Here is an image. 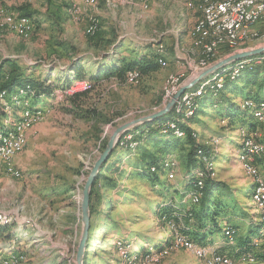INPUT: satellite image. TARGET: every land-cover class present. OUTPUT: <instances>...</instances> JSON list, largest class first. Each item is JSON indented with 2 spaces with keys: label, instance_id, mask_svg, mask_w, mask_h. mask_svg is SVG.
Listing matches in <instances>:
<instances>
[{
  "label": "rangeland",
  "instance_id": "1",
  "mask_svg": "<svg viewBox=\"0 0 264 264\" xmlns=\"http://www.w3.org/2000/svg\"><path fill=\"white\" fill-rule=\"evenodd\" d=\"M66 3L67 0L55 2L56 8L68 9ZM101 3L104 2L98 0L96 4L93 3L94 6L90 10L78 6L79 18L74 20L67 17L63 11L51 16L47 11L34 8L38 5L37 0H22L17 9L26 6L35 12L34 17H31L35 22V30L29 39L23 40L0 26V66L6 60H12L24 73L43 79V75L56 77L58 67H64L69 62L73 63L72 59H76L74 62L84 61L81 64L83 68L91 67L93 74L90 76L93 77L98 76L99 71L106 69L114 59H131L150 54L157 42H162L163 47H167L169 51L173 50L177 57L166 59V66L143 76L137 84H129L115 77L94 83L91 91L80 101L87 107L97 108L103 116L111 120L100 125L99 131L79 119L74 111L71 112L73 105L67 98L76 92L68 88L73 81L72 86L80 88L77 91H81L82 87L91 82L92 77L73 78L64 89H55L50 97L51 104L47 106H43L42 100L34 101L33 98H28L26 106L44 108V117L29 128L31 132L27 143L18 155L16 166L20 169L21 176L12 178L0 174V226L9 227L12 235L11 239H5V233L0 234L1 242L10 241L0 256L10 259L9 264H75L81 233L80 201L84 181L109 135L118 125L161 109L168 101L164 100L163 95L169 75L184 73V77L180 78L179 88L195 74L191 67L198 59L197 47L192 44L197 59L188 67L184 63L186 68L178 70L177 66L181 65V60H187L183 58H188L187 51L190 46L179 41L175 45V38L185 33L183 25H192L195 18L197 21L200 17L194 0V20L192 13L186 10L181 0H151L147 9H143L135 0H117L113 6L104 8L102 12ZM0 8L16 13L1 0ZM89 15L96 16L100 22L99 30L95 33L97 38L99 36L109 41L104 48L98 49L90 42L86 32ZM258 29L259 33L246 31L245 36H250L249 39L239 40L233 51L264 46V27L258 26ZM222 45L221 48H226ZM107 53L110 55L109 60H105ZM222 57L224 56L217 54V60ZM263 60L256 59L254 62ZM240 62L239 65L242 64ZM233 69H237V66L219 71L215 76V79H219L215 86L213 85L214 88L218 89L223 84L224 74L229 75L234 72ZM10 96L6 97L7 101H10ZM235 101L241 102L240 98H235ZM260 103L264 104V101L258 104ZM241 104L259 108L258 104L255 105L250 99L243 100ZM23 105L21 102L20 106ZM211 105L209 103L207 106V113L198 117L202 129L207 130L204 134L208 136L207 140L201 142V135H198L200 132H194L198 142L213 147L212 176L224 181L227 186V190L217 191L216 195L226 205L225 218L230 220L231 224H237L240 233L244 235L249 225L262 223V213L252 200L253 177L245 172L239 160L243 142L241 128L231 133L222 130L220 126L224 125L226 120H220L216 114L222 110L217 109L214 113L210 110ZM20 106L16 108V115L21 110ZM194 106L195 101L190 110ZM172 107L177 119H188L184 117L187 110H175V103ZM257 126L250 128L249 132L256 130ZM221 131L223 134L219 138L217 135ZM181 133L178 136L184 140L185 133ZM130 138V135H126L120 145H126ZM161 138L163 136H157V140H162ZM255 138L264 145V132H259ZM120 139L119 137L117 141ZM155 141H147V150L156 151L153 145ZM133 146L134 144L131 147ZM187 148L188 145L183 142L164 154L162 159H167L164 163L166 170L159 174V181L154 182L140 174L132 173L139 153L120 147L113 153L101 171L103 177L98 180L100 199L98 204L96 203V211L90 217L85 264H122L127 257H136L142 249L147 251L151 246L158 247L159 252L150 257L152 260L145 258L146 253L138 255L139 259L144 258L143 264H211L212 258L208 255L210 250L226 255L227 264H237L244 259L245 251L232 255L230 252L233 251L224 252L213 243L200 245L192 241L184 233L187 226L183 219H179L178 225L171 226L164 219L165 213L159 215V204L163 200H169L172 196V201L181 207L188 197L182 193ZM260 155H264V152ZM204 158L206 157L203 156L205 162ZM251 159L253 160L252 156ZM255 160L260 164H256V167L264 179V161L261 162L258 158ZM169 161L175 163L172 166L174 168L167 166ZM200 171L203 170L196 173V178ZM170 172L174 173L172 178H169ZM205 177H202L203 181ZM263 229L262 225L261 231ZM177 234L192 241V248L175 247L173 244L176 240H173ZM225 234H231L230 227L225 228ZM252 239V248L246 251L253 252L259 259L258 263L264 264V238L260 233L259 237L253 236ZM216 240L219 244L223 241L220 236ZM226 243L232 244L234 241L227 240ZM130 248L134 254L130 255ZM164 249L166 253H163Z\"/></svg>",
  "mask_w": 264,
  "mask_h": 264
},
{
  "label": "trees",
  "instance_id": "2",
  "mask_svg": "<svg viewBox=\"0 0 264 264\" xmlns=\"http://www.w3.org/2000/svg\"><path fill=\"white\" fill-rule=\"evenodd\" d=\"M53 1L56 3L61 2L57 0ZM17 14L21 16L34 17L35 12L26 6H22L18 9ZM259 27L262 28L263 25L259 24ZM98 30H96L94 33H89L87 30L86 32L89 34L88 36L92 45L99 49L106 47L109 41L99 38V36L97 38L95 33L98 32ZM259 30L260 29H257L258 33ZM161 44L162 42H157L154 51L141 57L135 56L131 59H124L120 57L110 64L106 69L99 71L98 76H90L92 75L91 72L84 70L80 65H76V62H74L71 66L74 67L72 70L74 69L75 79H84L90 76L94 81L91 80L90 83L81 88V91H76L68 95L67 98L73 105L71 112L74 111L73 113L76 114L79 119L90 124L94 130L99 131L100 125L106 124L111 120L103 116V114L100 113L97 108L83 105V101L80 100L85 97L89 91H91L94 83H99L102 80L111 79L112 77L126 82V74L131 70H137L140 73L141 78L150 72L157 71L158 68H161L157 62V59L164 56L165 53L164 47L157 49L158 45ZM232 52L234 51H231L227 48H221L218 50V56H226ZM260 56L264 57V52L262 54H257L250 58L244 59V62L241 65L238 63L243 60H239L227 67L218 70L217 72L224 69L227 70L229 67L237 66V69H233L235 72L233 78H231V73L229 75L226 73L224 74L223 84L219 86L218 89L214 87H207L204 89V92L202 91L200 95L195 97L193 115L185 121H181L179 118L177 119L174 108L172 107L170 111L162 115L160 118L151 122L139 124L135 127H131L126 130L124 134H121V139L126 135H130L131 138L130 140L126 141V145H120L117 141L116 146L111 151L107 160L104 162L98 174L96 175L90 190V217L96 211V205L100 199L99 188H97V185L99 184L98 180L103 177V173L101 171L106 166L108 159H110V157L119 147L120 149L123 148L129 152L132 151L139 153L138 160L134 164L135 170L132 173L140 174L149 181L154 182L159 181V174L161 172H165L166 170L164 168V163L167 159H162L165 157L164 154L169 153L174 147L185 142L188 145L184 160L185 183L183 185V192L182 190L179 191L180 193H184L183 196L188 195L189 197V193L195 190L194 180L196 178V173L199 170L204 169L205 162L203 160V156L206 157L207 160L213 161L211 160V149L213 151V147L210 146V144L207 145L205 143L198 142L196 136H192V132L194 131L192 126L195 124H201L198 117L200 114L207 113L206 110L209 103L212 104L210 106V110H213L214 113L217 109L222 110L220 113L216 112V114L220 120H226V123L221 125L220 128L222 130H226L228 133H231L238 128H247L249 130L250 128H254L258 125L257 121L252 115L253 108L243 106L241 105V102L245 99H250L255 105H257L259 102L264 101V60L260 61L259 63L254 62ZM200 82L188 90L195 89L200 84ZM69 83L70 81L60 85L54 81L48 82V80L44 78H34L32 75H28L19 69V67L12 60H6L3 65L0 66V92L9 91L14 93L22 103H25L28 98H33L34 101H39L42 99V97H52L55 89H64L69 85ZM73 83L74 81L72 84ZM72 84H70L68 88L71 89ZM215 84L216 83H214V86ZM229 94H231V97H229ZM235 98H240L241 102L239 103L233 101ZM28 108L36 109L32 107ZM16 110V107H14V114H16ZM5 115L6 113L4 112L3 108L0 107V124ZM171 120H174L175 127L179 131H184V140H181L182 137L176 135L172 127L166 125V122ZM158 135L163 136V138H161L162 140H157ZM96 136L99 138L98 134ZM150 140H156L153 143L154 147L156 148L155 152L147 150V141L149 142ZM133 144L134 146L131 147ZM256 158L260 159L261 162L264 161V155H254L253 161L255 164H259L256 162ZM223 182L224 181L222 180L216 179L215 176L207 174L204 178L203 187L201 189L202 194L198 202H190V204H188L190 199L187 197L185 199V204H182L180 207L172 201L171 196L169 200H163L160 202V210L158 213L159 215L165 213L164 219L165 221H168L171 226H174V224L178 225L179 219H183L184 224L187 226V229L184 230V233H186L192 241L194 240L200 245L213 243L218 236L224 238L225 241L230 240L236 242L237 246L240 247L237 248L236 252L233 250L234 253L232 255H236L240 252L244 253L243 251L247 252V249L250 250V248H252V237L260 236L262 223L258 222L256 226L249 225V229L246 234L242 235L237 224H231L229 222L230 220L225 218V213L227 212V208L225 207L226 205L224 204V201L218 199L219 196L217 197L216 195L217 191L227 190V186ZM169 185H171V183H169ZM173 211H178L179 213H174ZM226 227H230V235L225 234ZM3 233H5V239H11L12 235L10 234L9 227L5 228L1 225L0 234ZM128 250H130V255L134 254V251L131 248ZM146 252V249H142L138 255L144 254ZM126 254L128 253L126 252ZM251 254L254 253L251 252ZM254 256L256 257L255 254Z\"/></svg>",
  "mask_w": 264,
  "mask_h": 264
},
{
  "label": "bare ground",
  "instance_id": "3",
  "mask_svg": "<svg viewBox=\"0 0 264 264\" xmlns=\"http://www.w3.org/2000/svg\"><path fill=\"white\" fill-rule=\"evenodd\" d=\"M63 1V0H57ZM86 4L95 3L97 0H83ZM108 1V0H104ZM139 3L142 8H147L151 0H135ZM253 0H195V9L199 13L200 17L194 24V30L200 29V32H194L195 38L193 40V44L198 49V59L195 62L193 68H197L200 70L206 68L210 64H212L217 59L218 50L221 45H225L226 48L233 50L237 47V43L245 36V32L237 31V30H230L228 25H216V18L215 17H207V14H214L216 12V7H224L227 4H234L235 6H247ZM259 3L264 4V0H259ZM74 10H77V13H74ZM68 12L73 15L77 16L79 13V7L75 5V3H71L68 7ZM217 16H224V9H217ZM88 22L86 25V30L89 33H94L99 28V20L96 16L89 15ZM24 21L23 25L20 26L19 24ZM0 26L4 27L5 29L19 35L21 38L28 39L32 32L34 31V22L33 19L29 16H21L12 11H9L5 8H0ZM203 27V28H202ZM210 28H212L210 30ZM255 36L257 34H254ZM252 35V36H254ZM211 44L219 45L218 47L209 48L208 46ZM222 45V46H223ZM160 46L158 49H161ZM259 60L264 59L263 56L258 57ZM240 63H243L240 62ZM158 64L160 66H166V60L159 58ZM128 73H134L135 79L131 82L127 81ZM216 74L218 72L210 75L205 80L201 81L200 84L192 90L185 91L175 102V110L182 112V110H187V114L184 117L189 118L193 112L190 110V106L192 105L195 97L200 95L201 92L206 89L207 87H214V83L219 79H215ZM235 72L231 73V78H233ZM184 77V73L181 76V73L175 75H169L167 80V86L164 90L163 98L165 101L172 98L173 94L166 93L172 91L174 89V93L177 92L176 89L180 85V78ZM179 79V80H177ZM141 80L140 73L137 70L128 71L126 74V82L129 84H137ZM166 84V83H165ZM179 89V88H178ZM8 95L10 96V101H7L6 98ZM19 103V105H18ZM20 101L16 94L11 93L9 91H1L0 92V107L3 108L4 112L6 113L4 119L1 120L0 124V146L2 144L7 143L11 137L14 135H18L17 139L14 143H9V153L5 155L3 159H0V174H6L11 176L12 178H19L21 176L20 169L15 164V156L19 154L27 143V132L29 128L37 121L42 120L45 114L44 108H36L30 109L26 107V102L23 106H20ZM246 105L250 106L245 102ZM21 107L19 110V114H14L13 108L14 107ZM259 108L252 109L253 118L257 121L258 126L256 130L247 131L246 129L241 128L240 131L242 133V152L240 154L239 160L241 161L243 168L247 174L253 177L252 183V200L257 205V207L261 210V220L262 225L264 228V179L261 178L258 168L256 164L251 159L254 155H260L264 152V145L256 140L255 135H259V132H264V104H258ZM17 113V112H16ZM10 117H7V116ZM168 126L172 127L178 136L182 134L176 127L174 122H167ZM249 132V133H246ZM192 136H196L195 132H192ZM125 137V136H124ZM249 138V140H248ZM119 144H122V139L119 140ZM205 159V158H204ZM173 161H169L167 166H174ZM211 164L212 162L205 159V165L203 171H200L198 177L195 179V190L190 192L189 199L192 203H195L199 200L202 192L201 189L203 187V176L207 174L213 175L211 171ZM251 164V165H250ZM174 168V167H172ZM252 168V169H251ZM174 175L173 172L169 173V178H172ZM231 230V229H230ZM180 233V232H179ZM184 235V234H183ZM180 234H177L174 242V246H184L187 248H192V241L188 239H181ZM182 238H185L181 236ZM261 237L264 238V229L261 231ZM264 245V240H263ZM158 247L151 246L148 248L145 258L148 260H152L150 258L154 253H158ZM163 248V247H162ZM163 253H166V250H163ZM246 255L244 259H242L237 264H260L258 263L259 259L251 254V252H245ZM210 258H212L211 264H227L228 260L223 255L217 253L215 250H210L208 252ZM155 256V255H154ZM0 264H9L10 259L5 258L3 255L0 256ZM256 258V260H255ZM144 258L139 259V257H127L122 264H143Z\"/></svg>",
  "mask_w": 264,
  "mask_h": 264
},
{
  "label": "water",
  "instance_id": "4",
  "mask_svg": "<svg viewBox=\"0 0 264 264\" xmlns=\"http://www.w3.org/2000/svg\"><path fill=\"white\" fill-rule=\"evenodd\" d=\"M264 52V46L253 47L249 49L236 50L207 66L206 68L200 70L195 73L189 80L185 83L181 84L178 91L170 98L167 103L159 110L152 112L150 114H146L143 116L136 117L127 122L118 125L113 129L111 134L109 135L106 145L102 152L99 154L97 159L94 161L91 169L89 170L87 177L84 181L82 193H81V201H80V210H81V233L78 240L76 254H75V264H85L86 262V245L88 239V230L90 226V210H89V198H90V190L92 183L101 169L104 162L107 160L109 154L116 146L117 140L126 130L131 127H135L139 124H144L146 122L154 121L160 118L162 115L166 114L174 103L178 100V98L188 89L193 87L195 84L199 83L203 79L208 76L216 73L218 70L227 67L239 60H244L255 56L257 54H262Z\"/></svg>",
  "mask_w": 264,
  "mask_h": 264
},
{
  "label": "crops",
  "instance_id": "5",
  "mask_svg": "<svg viewBox=\"0 0 264 264\" xmlns=\"http://www.w3.org/2000/svg\"><path fill=\"white\" fill-rule=\"evenodd\" d=\"M1 1H3V3H5V5H7V7L8 8H11V9H13L14 10V12H18V9H17V6H20V4H21V1L22 0H1ZM101 1H103L104 3H101V6H102V8H100V10H101V12L104 10V8L105 9H107V7H109V6H113L114 5V3L117 1V0H108V1H104V0H101ZM184 1V2H183ZM37 2H38V5H36L34 8H37L38 10H44V11H47V14H49V15H57V12H64L65 13V15L67 16V17H70L71 19L73 18L74 20H77L78 18H79V15H77V16H73V15H71L70 16V14L68 13V9H66V8H61L60 10H58L57 8H56V4H55V1H53V0H37ZM98 2V0L94 3V4H96ZM151 2V1H150ZM194 2H195V0H194ZM71 3H75V5H77V6H79V7H81V8H83L84 10L86 9V8H89L88 10H90L91 8H93V6H94V4L92 3V4H86V3H84V1L83 0H67V3H66V6H70V4ZM181 3H183V5L185 6V8H186V10H188L189 12H191L192 13V17H193V20H194V12H192V10L194 9L193 7H192V4H193V0H181ZM139 4V3H138ZM105 5V6H104ZM140 5V4H139ZM149 5H150V3H149ZM141 6V5H140ZM142 7V6H141ZM149 7V6H148ZM147 7V8H148ZM147 8H145V9H147ZM144 9V8H143ZM195 10V9H194ZM79 11H80V8H79ZM39 13V12H38ZM37 13V14H38ZM79 14V13H78ZM188 20H190V18L188 17ZM196 23V18H195V20H194V22H193V24L191 25V24H189V23H187V24H184L183 25V29L185 30V33H182V34H180L179 35V38H175V45H177L178 44V41H179V43H181V44H186V45H189L190 47H189V49H188V51L187 52H189V55H188V58H183L184 60L185 59H187V60H185V61H183V60H181V62H180V66H177V68H178V70H181V69H184V68H186V66H184V63H185V65H187V67H188V65L190 64V63H192V62H194L196 59H197V54H196V52H195V48H196V46L193 44V40H194V38H195V33L193 32V31H191V30H193V27H194V24ZM258 26H259V24H256L253 28H251L252 30H254V31H257V29H258ZM264 27V26H263ZM14 35H16L15 33H13ZM261 34V33H260ZM17 37H19V35H16ZM249 37L250 36H245V37H243L241 40H245V39H249ZM19 38H21V37H19ZM194 45V47H193V45ZM163 47V45L161 44V45H158V48L159 47ZM222 47H225V45H223ZM157 48V49H158ZM221 48V47H220ZM197 49V48H196ZM152 51H154V50H152ZM232 51V50H231ZM107 57H106V59L105 60H109V58H110V55L107 53ZM141 57V56H140ZM172 57L174 58V57H177V55H176V53H174L173 52V50H172V52L171 51H169V49L167 48V47H165V53H164V56H162V57H159V58H162V59H164V60H168V59H172ZM158 58V59H159ZM158 59H157V62H158ZM73 60V63H74V61H76V59H72ZM116 59H114L110 64H112L114 61H115ZM84 61H78L77 60V62H76V65H80L81 66V64L83 63ZM167 62V61H166ZM73 63H68V64H65V66L64 67H58V71L56 72V77H52V76H44L43 75V77H44V79H47L48 80V82H55V83H57V84H60V85H63V84H65V83H67L68 81H70L71 79H73L74 78V69L72 70V68H74V67H72L71 65L73 64ZM87 63V62H86ZM176 63H178V60H176ZM89 64V63H88ZM109 64V65H110ZM76 65H74V66H76ZM82 67V66H81ZM161 67H164V66H161ZM83 68V67H82ZM84 70H86V71H89V72H91L92 73V70H91V67L90 68H83ZM150 73H152V72H150ZM93 74V73H92ZM90 77V76H89ZM229 97H231V94H229ZM234 98V97H233ZM51 98L50 97H42V101H43V106H47L48 104H51V100H50ZM233 101H235V99L233 100ZM242 105V104H241ZM192 128H193V130H197L198 132H200V134H198V135H201L200 136V140H201V142H205L206 140H207V137L208 136H206V135H204L205 134V132L207 131L206 129H202V123L201 124H199V125H193L192 126ZM212 131H214V130H212ZM30 130L27 132V139H28V137H29V135H30ZM220 134L219 135H217L218 137L219 136H221L222 137V134H223V132L221 131V132H219ZM199 137V136H198ZM221 137H219V138H221ZM224 137H226V136H224ZM223 137V138H224ZM232 137V136H231ZM233 138V137H232ZM18 155L19 154H17L16 156H15V159H14V161H15V163H16V165H17V162H18ZM260 165V164H259ZM18 167V166H17ZM218 238V237H217ZM216 238V239H217ZM215 239V241L213 242V244H215V246H217V247H220V248H222L223 250H224V252L225 251H228V252H230V251H233V250H235V252L237 251V248H240L239 246H237V244H236V242H234V243H232V244H227L226 243V241L224 240V238H222V242H220V244L219 243H217V240ZM165 240H163V242H164ZM9 242L10 241H4V242H1L0 241V254H3L4 253V250H3V248H5L8 244H9ZM162 241H160V243H163ZM225 249H227V250H225ZM222 250V251H223ZM231 254H233L234 252H230Z\"/></svg>",
  "mask_w": 264,
  "mask_h": 264
},
{
  "label": "built area",
  "instance_id": "6",
  "mask_svg": "<svg viewBox=\"0 0 264 264\" xmlns=\"http://www.w3.org/2000/svg\"><path fill=\"white\" fill-rule=\"evenodd\" d=\"M217 9H224V16H217ZM74 13H77V10H74ZM207 17H215L216 25H228L230 30H237L246 33V31H254L251 29L252 25L262 24L264 26V4L259 3V0H253V2H251L247 6H235L234 4H227V6L224 7H216V12L214 14H207ZM23 23L24 21H22V23L19 25L22 26ZM200 29L191 31L200 32ZM211 29L212 28H210V30ZM254 33H258V31H254ZM218 46L219 45L210 43L208 49ZM191 68L195 73L199 72V69L193 67ZM182 74L183 72H181V76ZM135 78L136 77L134 73H128L127 81L131 82ZM77 90H80V88H77L76 86H72L70 89V91ZM167 94H175L174 89L166 93L165 97L167 96ZM17 136L18 135H14L7 143L0 146V159H3L5 155L9 153V143H14L17 139ZM180 238L185 240V238H182L181 236ZM155 254L158 253H154L152 256H154Z\"/></svg>",
  "mask_w": 264,
  "mask_h": 264
}]
</instances>
